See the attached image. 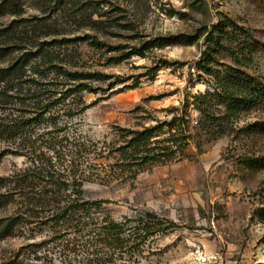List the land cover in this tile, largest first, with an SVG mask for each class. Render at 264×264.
I'll return each mask as SVG.
<instances>
[{
  "label": "rangeland",
  "instance_id": "374dc122",
  "mask_svg": "<svg viewBox=\"0 0 264 264\" xmlns=\"http://www.w3.org/2000/svg\"><path fill=\"white\" fill-rule=\"evenodd\" d=\"M11 1L16 11L0 8V72L33 57L22 80L58 84L43 96L49 112L41 113L39 126L34 123L32 141L61 130L59 139L70 137L98 149L95 167L89 168L84 156L78 159L79 171L90 172L86 199L102 201L93 211L97 217L127 222L130 229L144 214H155L174 227L147 239L137 235L121 249H110L84 232L57 239L49 225L23 223L12 237L0 238V264H200L199 256L207 258L205 264H264V218L257 213L264 208V170L246 163L264 158V103L221 124L216 119L224 108L210 101L203 107L210 115L207 130L199 129L208 121L192 104L214 92L213 78L196 63L218 25L233 32L225 27L233 23L249 48L227 42L224 49L216 47L215 68L241 69L264 90V0ZM173 36L196 41L147 49L151 40ZM135 49L146 57L116 63ZM69 74L81 79L71 80ZM17 83L22 82L8 85ZM54 92L57 97H50ZM183 114L193 137L186 158L144 166L121 160L118 150L126 144L127 131ZM164 131L156 139L169 137ZM24 140L21 149L0 142V156L15 150L0 160V177L30 165L26 153L31 144ZM62 146L57 150L68 153V143ZM16 212L15 206L0 209V221Z\"/></svg>",
  "mask_w": 264,
  "mask_h": 264
},
{
  "label": "trees",
  "instance_id": "16d2710c",
  "mask_svg": "<svg viewBox=\"0 0 264 264\" xmlns=\"http://www.w3.org/2000/svg\"><path fill=\"white\" fill-rule=\"evenodd\" d=\"M0 8L3 12L17 10L16 4L11 0L4 1ZM225 27L232 28L233 32H228L219 25L216 26L217 35H208L207 50L203 52L201 59L196 63V68L199 71L213 78L214 92H208L203 97H196L192 103L198 107L202 116H205L208 121L210 115L203 107H206L210 101H216L225 111L223 116L216 119L221 124L236 119L242 111L250 110L264 103V90H259L256 86L257 81L248 73L232 66L217 69L213 65L216 63L219 66L212 53L216 47L226 48L225 42L230 45H239L244 51L249 48H245V42H248L247 38L242 41L244 36L238 32V28L233 23H229ZM195 41L196 38L182 36L160 37L148 42L147 49L161 50L175 45H193ZM133 56L146 57L143 50L135 49L125 57L116 60V63ZM32 58L24 60L16 68L11 67L0 72V142L7 141L10 146L15 147L14 149H21V141L24 139L30 140L28 144H31L26 153L30 165L11 176L0 177V209L15 206L17 211L12 216L0 221V238L12 237L19 225L23 223L37 226L49 225L58 235L57 239H62L73 233L84 232L88 236L97 238L106 248L121 249L125 242L134 237L142 236L143 239H147L171 230L174 223L161 220L155 214H144L140 217L138 224L130 229H126L127 222L119 223L111 218H99L94 214V210L101 208L102 201L86 199L84 186L87 181H90L88 178L90 172L88 176L87 169L80 172L79 164L81 163H78V159L84 156V163L89 168L95 167L99 155L97 154L98 149L93 144L89 146L66 136L59 139L61 130H55L56 136L49 137L52 133L42 134L38 139L32 141L34 123L39 126L41 113L49 112V106L43 104V96H45V92L49 93L48 87L58 85L51 83L43 86L34 78L30 81L22 80L27 77L26 67L33 61ZM168 65L165 63L163 67H169ZM38 73L35 72L36 75H39ZM57 76L60 77L61 74H57ZM68 76L74 81L81 79L76 74ZM11 80L22 82L16 84L21 88L9 86L8 83ZM25 86L30 88L25 90ZM33 87L34 92H31ZM56 93H52L50 97L56 98L58 95ZM9 106L14 108H9ZM7 112L9 114L5 116ZM208 123L209 121L202 122L199 129H209ZM54 127H57L56 123ZM165 128L168 129L169 137L163 140L156 139L160 133H166ZM25 132H29V138L21 139L20 136ZM127 133L126 144L118 150L122 155L121 160L128 165L138 161V165L141 166L183 160L187 156L186 149L193 138L189 122L184 114L174 117L170 122L144 128L141 131L129 130ZM44 138L48 140H44ZM64 141L68 143L66 148L69 149V152L62 155L61 150H57V148L65 149L62 146ZM11 153H15V150H6L0 156V160ZM246 163L251 169L264 170V158L249 159ZM257 213L264 218V208L257 210ZM45 244L47 242L44 241L33 246L41 247Z\"/></svg>",
  "mask_w": 264,
  "mask_h": 264
},
{
  "label": "built area",
  "instance_id": "2783aa9c",
  "mask_svg": "<svg viewBox=\"0 0 264 264\" xmlns=\"http://www.w3.org/2000/svg\"><path fill=\"white\" fill-rule=\"evenodd\" d=\"M197 259H198L200 264H205L206 261H207V258L206 257H202V256L197 257Z\"/></svg>",
  "mask_w": 264,
  "mask_h": 264
}]
</instances>
